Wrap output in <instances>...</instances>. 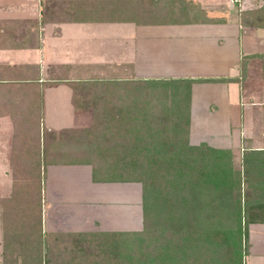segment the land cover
I'll list each match as a JSON object with an SVG mask.
<instances>
[{"label": "crops", "instance_id": "crops-1", "mask_svg": "<svg viewBox=\"0 0 264 264\" xmlns=\"http://www.w3.org/2000/svg\"><path fill=\"white\" fill-rule=\"evenodd\" d=\"M148 3L139 21H58L42 14L41 0H0V225L3 214L35 221L47 242L141 232L140 182L93 181L89 164H49L31 176L10 163L31 162L28 135L39 136L32 162H84L61 137L72 130L116 136L106 144L117 150L126 135L134 150L154 148L152 136L168 130L143 122L171 118L167 106L183 104L186 85L187 145L233 151L242 196L243 155L264 152V0ZM246 231L243 264L254 249L264 256V224Z\"/></svg>", "mask_w": 264, "mask_h": 264}, {"label": "trees", "instance_id": "trees-1", "mask_svg": "<svg viewBox=\"0 0 264 264\" xmlns=\"http://www.w3.org/2000/svg\"><path fill=\"white\" fill-rule=\"evenodd\" d=\"M148 1L41 0V11L47 19L58 21L80 19L86 15L139 21L138 13L144 6H149ZM201 81L205 80L194 82ZM183 89L186 91L183 104L170 103L167 106L171 118L143 122L146 126L163 129L162 132L167 128L169 133L167 136L165 133L152 136L158 143L151 149L134 150L130 142L134 139L132 135L124 136L126 147L120 144V150H117V144H106L111 140L117 141L116 136L104 134L102 130H72L64 132L61 137L66 145H76L77 148H73L76 150H72L77 159L79 157L84 162H32L38 153L39 136H24L25 154L30 156L31 162H11L12 169L13 165H24V173L39 176L49 164L81 163L91 166L93 181L140 182L143 230L120 234H63L47 242L39 231L38 223L32 221L37 215L33 217L32 214V222L27 225L25 221L12 222L3 214L0 225L4 235L2 240L9 246L16 245L17 250L9 252L5 249L1 256L19 257L20 261L0 259V264L60 262L62 259L56 258L70 251L54 248L74 239L82 240L86 245L88 239L98 241L93 250L85 253L94 259L88 262L90 264H242L241 259L246 252H242L240 247L245 246L240 243L247 241V225L264 224V152L243 155L241 166L246 189L241 196L239 171H232L228 150L187 145L188 85ZM51 136H42L45 142L42 145L43 156L50 150L46 141ZM144 138L146 136H141ZM202 150L212 155L209 158L202 156ZM117 154L125 160L113 162ZM223 244L229 246V253L222 252ZM99 246L106 249L101 251V257ZM75 256L70 253V260ZM81 261L86 264V260Z\"/></svg>", "mask_w": 264, "mask_h": 264}, {"label": "rangeland", "instance_id": "rangeland-1", "mask_svg": "<svg viewBox=\"0 0 264 264\" xmlns=\"http://www.w3.org/2000/svg\"><path fill=\"white\" fill-rule=\"evenodd\" d=\"M235 134L236 133L233 132V135H235ZM6 137L7 136H4V135L0 136V141L2 139H5ZM228 151H229V158L231 160L230 163H231L232 171L233 170L235 172L236 171L237 172L240 171V169H239L240 168V162H237L238 161L237 156L236 155L235 156L233 155V151H231V150H228ZM200 155L209 158L212 154H209V152H205V151L202 150L200 152ZM223 159H224V156H223ZM3 163H4V165H6V162H3ZM88 242H89L88 245H86V244L83 243L82 240H79L78 241V239H74V240H69L67 242V244H63V246L61 244L57 245L56 248H54V250H62L63 248H65V249H68L70 251V253L76 254V256L74 257V260H70V253L67 254V255H64V256H60V257H58L56 259H59V260L62 259V261H60V262H53L52 264H79V261H81V259L86 260V264H90L88 262H90V260H94V259H92V257H90V256H85V253L93 250L94 247L96 246V242L98 243V241L97 240L91 241V240L88 239ZM255 243L256 242H254V245L256 246ZM240 244L242 246H245L244 248L243 247L242 248L240 247V249L242 250V252H243V250L245 252H247V244L244 243L243 240L241 241ZM5 249H8L9 252L11 250H14L15 251V250H17V246L14 245V244H12V246H9L3 240L0 241V259L1 260L2 259L7 260V261L8 260H12V262H14V259H15V260H19L20 261V258L19 257H16L15 258L14 256H12V257L9 256V257H6V258L3 256L4 258H2L1 255H3L2 253L5 251ZM99 249H100V255H99V257H101V255L103 254L104 251H106V249L103 246L102 247L99 246ZM221 250H222V252H226V253H229L231 251V249L229 248V246L224 245V244H223ZM101 251H103V252L101 253ZM82 256H84V257H82ZM246 258H247V264H264V256H261L260 254H257V252H256L255 249L253 250V252H250ZM7 261H5V263ZM241 263L243 264V258L241 259ZM1 264H2V262H1ZM81 264H84V263H82V261H81Z\"/></svg>", "mask_w": 264, "mask_h": 264}]
</instances>
